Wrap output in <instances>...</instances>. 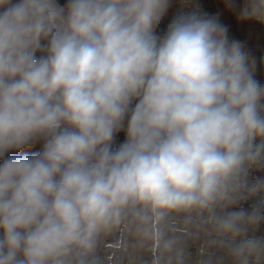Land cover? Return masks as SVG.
<instances>
[{
    "label": "clouds",
    "instance_id": "9594fccd",
    "mask_svg": "<svg viewBox=\"0 0 264 264\" xmlns=\"http://www.w3.org/2000/svg\"><path fill=\"white\" fill-rule=\"evenodd\" d=\"M178 3L0 0V264H94L130 212L157 243L195 214L231 264H264L258 62ZM224 7L264 27V0Z\"/></svg>",
    "mask_w": 264,
    "mask_h": 264
},
{
    "label": "crops",
    "instance_id": "0c3cea01",
    "mask_svg": "<svg viewBox=\"0 0 264 264\" xmlns=\"http://www.w3.org/2000/svg\"><path fill=\"white\" fill-rule=\"evenodd\" d=\"M200 10L224 23L229 36L240 41L258 62L257 78L264 82V33L256 23L237 22L226 11L225 0H197ZM180 9L178 0H173L168 18ZM167 23V19L165 20ZM160 232H168L172 243L169 258L172 264H231V260L215 243L216 236L210 227L195 214L170 213L159 226ZM137 233V224L130 212L127 219L112 232L101 236L94 254V264H110L113 248L122 247L128 264H157V242Z\"/></svg>",
    "mask_w": 264,
    "mask_h": 264
},
{
    "label": "trees",
    "instance_id": "16d2710c",
    "mask_svg": "<svg viewBox=\"0 0 264 264\" xmlns=\"http://www.w3.org/2000/svg\"><path fill=\"white\" fill-rule=\"evenodd\" d=\"M261 33H264V27L260 26ZM171 236L168 232H161V240L156 244L155 258L157 264H172L169 258V251L163 250V243L168 242ZM110 264H128V257L126 251L122 247L113 248Z\"/></svg>",
    "mask_w": 264,
    "mask_h": 264
},
{
    "label": "built area",
    "instance_id": "2783aa9c",
    "mask_svg": "<svg viewBox=\"0 0 264 264\" xmlns=\"http://www.w3.org/2000/svg\"><path fill=\"white\" fill-rule=\"evenodd\" d=\"M192 4L195 5L199 10L200 7L198 5L197 0H192ZM201 11V10H200ZM253 175H264V173H260V172H253ZM261 231H264V225L261 226Z\"/></svg>",
    "mask_w": 264,
    "mask_h": 264
}]
</instances>
